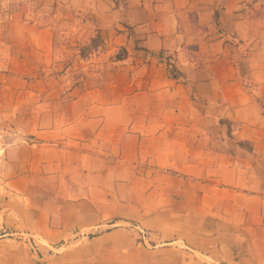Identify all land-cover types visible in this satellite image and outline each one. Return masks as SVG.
Returning <instances> with one entry per match:
<instances>
[{"label": "crops", "instance_id": "1", "mask_svg": "<svg viewBox=\"0 0 264 264\" xmlns=\"http://www.w3.org/2000/svg\"><path fill=\"white\" fill-rule=\"evenodd\" d=\"M52 3L102 48L0 3V264H264V0Z\"/></svg>", "mask_w": 264, "mask_h": 264}, {"label": "rangeland", "instance_id": "2", "mask_svg": "<svg viewBox=\"0 0 264 264\" xmlns=\"http://www.w3.org/2000/svg\"><path fill=\"white\" fill-rule=\"evenodd\" d=\"M0 3L5 10H19L23 12L26 18L35 19L43 25L53 26L56 29L58 45L63 43L66 46L64 50L71 51L73 48H78L80 50L79 55L85 57L90 54L94 56L95 51L102 48L100 40L94 41L95 37H90V34L86 32V24L89 19L76 15L73 17L56 15L52 0H0ZM87 67L90 74L103 70L94 62L87 64ZM83 74L82 72L77 73L76 76H83ZM96 80L94 79V81Z\"/></svg>", "mask_w": 264, "mask_h": 264}, {"label": "built area", "instance_id": "3", "mask_svg": "<svg viewBox=\"0 0 264 264\" xmlns=\"http://www.w3.org/2000/svg\"><path fill=\"white\" fill-rule=\"evenodd\" d=\"M131 228L133 229H136L140 232V234H142L143 238L145 239L146 237V233L144 232V230L140 229L139 227H136V226H131Z\"/></svg>", "mask_w": 264, "mask_h": 264}, {"label": "trees", "instance_id": "4", "mask_svg": "<svg viewBox=\"0 0 264 264\" xmlns=\"http://www.w3.org/2000/svg\"><path fill=\"white\" fill-rule=\"evenodd\" d=\"M95 40H97V38H96V39H94V41H95Z\"/></svg>", "mask_w": 264, "mask_h": 264}]
</instances>
